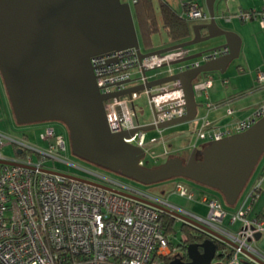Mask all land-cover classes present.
Instances as JSON below:
<instances>
[{
	"label": "built area",
	"instance_id": "obj_1",
	"mask_svg": "<svg viewBox=\"0 0 264 264\" xmlns=\"http://www.w3.org/2000/svg\"><path fill=\"white\" fill-rule=\"evenodd\" d=\"M136 1L131 0L133 3ZM184 3L187 6L184 11L186 17L201 21L210 19L203 4L195 0H184ZM231 14L226 15L228 20L235 15L246 21L257 20L264 27V10L241 9ZM228 52V47L218 48L197 58L170 64L172 60L188 55V50L181 48L141 59L137 49L130 47L95 55L91 62L99 88L102 92H111L137 85L147 79L196 67ZM162 68L165 69L161 70ZM153 70L155 72L149 74ZM144 71H147L146 75ZM128 79L132 81L125 82ZM257 79L264 82V71H257ZM213 82V74L204 80L202 90L206 95ZM225 82L228 80L225 79ZM142 93L148 96L156 113L153 120L156 124L183 116L187 111L179 81L145 88L143 91L133 92L131 96L109 98L105 101V106L112 132L141 125L136 100ZM228 112L234 113L235 110L230 107ZM263 116L264 101L249 115L230 125L214 126L209 117L205 116L196 136L205 142L222 139L249 129ZM40 137L44 141L43 145L0 129V158L17 162L0 163V264H165L167 257L182 249L180 244L172 242V235L167 234L166 223L161 216L163 212L157 207L101 186L43 169L83 176L174 208L208 225L236 243L234 246L222 242L226 247L217 250V260L214 259V262L262 264L256 258L264 262V214L254 211L263 191L264 173L235 211L225 209L217 195L192 187L184 181H177L173 193L206 205L208 215L203 216L98 170L88 167L81 168L80 172L62 170L58 168L56 161L73 166L69 158L67 132L49 123L40 132ZM125 139L145 148L146 158L153 156L154 153L147 146L145 131L139 129ZM8 143L22 149L18 154L23 155V158L4 156L2 148ZM32 152H36L38 157L35 158ZM146 158L141 160L142 164ZM228 215L230 225L239 222L236 229L224 226L223 222ZM258 233L261 234L259 238ZM222 253L225 255L218 258Z\"/></svg>",
	"mask_w": 264,
	"mask_h": 264
},
{
	"label": "water",
	"instance_id": "obj_2",
	"mask_svg": "<svg viewBox=\"0 0 264 264\" xmlns=\"http://www.w3.org/2000/svg\"><path fill=\"white\" fill-rule=\"evenodd\" d=\"M217 1L205 0L210 19L194 23L190 39L144 52L129 1L0 0V74L16 122L23 125L61 122L67 129L72 152L90 163L145 185L175 177L188 178L218 190L229 205H234L264 155V116L243 132L207 142L200 148L194 147L187 159L174 154L154 166L141 163L147 157L145 148L125 139L139 129H164L195 120L201 106L196 99L195 82L205 73L225 72L239 56L241 37L218 20ZM218 38L224 41L170 62L178 64L214 49L229 48L227 54L196 67L147 79L117 91L102 92L97 84L91 62L95 55L134 47L142 59ZM146 73L144 71V75ZM171 81H179L184 92L187 111L183 116L157 124L154 121L142 123L121 132L111 131L105 106L107 99L131 96L135 91ZM152 110L154 120L156 113L153 107ZM21 152L22 149H18V153ZM0 163L17 164L1 158ZM43 170L151 204L206 233L203 241L187 244L188 261L178 257L169 264H212L218 250L216 240L236 246L208 225L174 208L83 176ZM260 236L258 233L257 237Z\"/></svg>",
	"mask_w": 264,
	"mask_h": 264
},
{
	"label": "crops",
	"instance_id": "obj_3",
	"mask_svg": "<svg viewBox=\"0 0 264 264\" xmlns=\"http://www.w3.org/2000/svg\"><path fill=\"white\" fill-rule=\"evenodd\" d=\"M200 3L205 6V2L202 3L200 1ZM221 3L222 6H218V20L220 22L233 21V23L227 28L236 31L240 35L242 41L240 54L227 66L225 72L218 70L208 72L200 76L195 82L199 83L195 87V94L196 99L201 106L198 108L196 119L186 122L189 124L187 125V132L181 131V129H183L182 127L185 125L181 127L179 126L181 124H176L169 126L166 129H160L159 132L164 136L159 138L153 136L150 140H147L146 136L147 146L154 153L153 156L149 155V158H152L153 160H165L174 154L181 155V152H186V150H189L191 153L194 147L200 148L207 143L204 140L197 139L196 136V131L201 126L203 117H209L214 126L230 125L235 120L249 115L262 101H264V82H259L257 79V71H264V27H262L257 20L246 21L233 15L241 9L249 10L253 8L264 10V0H220L219 4ZM179 12L182 14L183 7ZM229 13H232L231 15H233L230 20L226 17ZM192 21L193 24L198 23L195 22V20ZM200 22L206 21L200 20ZM221 39L222 38L206 41L202 43L201 47L194 49V51L218 45L224 41ZM171 44L170 39L168 43L155 46V48H161ZM210 74H213L214 76V84L209 89V94L206 95L205 92H203L202 87L204 80ZM225 79H227L228 82H225ZM2 94L3 90L0 86L1 98ZM230 107L234 108V113L228 112ZM136 109L139 118L137 105ZM151 121H153V119ZM151 121L146 120L140 122L145 124ZM167 130L168 132L165 133ZM161 192L167 193L166 198L173 194V190L167 192V189L165 188H163ZM162 197H164V195ZM170 203L180 207L171 201ZM199 205L203 204L199 203ZM254 211L255 213L264 214L262 209Z\"/></svg>",
	"mask_w": 264,
	"mask_h": 264
},
{
	"label": "rangeland",
	"instance_id": "obj_4",
	"mask_svg": "<svg viewBox=\"0 0 264 264\" xmlns=\"http://www.w3.org/2000/svg\"><path fill=\"white\" fill-rule=\"evenodd\" d=\"M123 1H130L131 5H132L133 14H134V18H135L138 34H139V39H140V42H141V47H142L143 50H146L147 45L145 44L144 35H143L142 31H141L138 19L136 18V15H135V12H136L135 3L131 2V0H123ZM169 1L177 10H179V11L182 10L183 3H182L181 0H169ZM200 1L202 3L205 2V0H200ZM154 3H155L154 4L155 5L154 6L155 7V11L158 14L159 13V0H154ZM219 3H220V0H218L217 3H216L217 8H218V6L219 7L222 6V3L221 4H219ZM234 21H235V19H234ZM195 22H200V20H195ZM231 23H233V21L232 22L221 21V24L223 26H225V27L230 26ZM169 40H170V37L168 35V32L161 24H160V29L157 32L153 33L152 36H151V43H152V45L154 47L166 44V43L169 42ZM202 43H204V42H202ZM202 43H198V44L189 46V49L190 50L197 49L198 47L202 46ZM164 69L165 68H162L161 70H164ZM154 72H155V70L150 71L149 74H153ZM198 84L199 83H195V87ZM0 86L2 87L3 94H4V96L2 94V98L0 96L1 109H2V111H1L0 129L3 130L4 132L8 133V134L15 135V136H18V137H23L24 133L28 134L29 135V139H30L31 142L37 143L38 145H43L44 141L40 137V132L44 129V127L48 123L47 122H42V123H33V124H25V125L18 124L16 122L15 118H14L12 107H11V104H10V101H9V97H8V95L6 93L4 82H3V79L1 77V74H0ZM136 104L138 106V114H139L140 121L141 122H144L146 120L151 121L153 119V110H152V106H151V104L149 102L148 96L145 93H142L140 95V97L136 100ZM49 122H51L52 124H55V125H57L59 127L64 128V130L67 132L66 127L61 122H58V121H55V122L54 121H49ZM180 124L181 125H179V126H181V127L183 125H185V126L182 127L183 129H181V131L187 132L188 131V126L187 125H189V124H187L186 122H183V123H180ZM159 131H160V129H158V128L145 131V134L147 136V140H150V138L153 137V136H156V138L164 136ZM167 132H168V130L165 133H167ZM67 136H68V132H67ZM67 138H68V144H69V156H70L71 159L81 161V162H83L86 165L92 166V168H94V169H96L98 171L106 173V174H108V175H110L112 177L118 178L120 180L132 183V184L140 187L141 189H144V190H146L148 192H151V193H153L155 195H161V196L164 195V197H163L164 199H168L169 201L173 202L176 205H179L182 208H185V209H187V210H189L191 212L199 213V214H201L203 216H207L208 215V207L206 205H199V203H197V202H195L193 200H190V199H188L186 197H183V196H181L179 194H176V193H173L171 196L166 198L167 193H162L161 190L163 188H165V189H167V192L171 191V190H173L174 184L177 181H179V180L180 181H184L185 183H188V185H190L192 187H200L201 189H203L205 191L213 192L215 195H217L221 199L222 205H223V207L225 209H227L228 211H235L236 209H238L240 204L245 200L247 193L250 191V189L253 187V185L258 181V179L264 173V155H263L261 157L257 167L255 168L251 178L249 179L247 185L245 186L244 190L242 191L238 201L234 205H229L225 201L224 197L222 196V194L218 190L213 189V188H211L209 186L200 184V183L195 182V181H193L191 179H188V178L175 177V178H171V179H168V180H165V181H161L159 183H154V184H151V185H145V184H142V183H140V182H138V181H136L134 179L126 177V176H124L122 174H119L117 172H113V171L105 169V168H103L101 166H98V165H95L93 163H90V162L78 157L77 155H75L72 152V150L70 148L69 136ZM2 153H3L4 156H6L8 158H16V157L23 158V155H19L16 152V147L12 143L6 144L2 148ZM32 153H33V156L35 158L38 157V154L36 152H32ZM181 155L184 156V158H188L189 155H190V152H189V150H186V152L185 151L181 152ZM162 162H164V159L163 160H159V161L153 160L151 165H158V164H160ZM56 165H58V168L63 167V168L71 170V167H69V165H67L65 162L56 161ZM263 188H264V181H263ZM254 209L255 210L262 209L264 211V189L262 191V194L258 197V200H257V202L255 204V208ZM229 217L230 216L228 215L225 218V220L223 222L224 226H228V228L230 226L231 228L236 229L239 226V222L230 225ZM181 226H182V222H180V221H177L176 224L174 225V231L172 233H170L172 235L173 241H178L180 239V236L182 235V227ZM262 246L264 248V238L262 239ZM215 260H217V259H215Z\"/></svg>",
	"mask_w": 264,
	"mask_h": 264
},
{
	"label": "trees",
	"instance_id": "obj_5",
	"mask_svg": "<svg viewBox=\"0 0 264 264\" xmlns=\"http://www.w3.org/2000/svg\"><path fill=\"white\" fill-rule=\"evenodd\" d=\"M183 5L182 14L168 1V0H159V13L157 14L155 11V3L154 0H137L135 3V15L138 19L141 31L144 35L145 44L147 45L145 51H151L155 49V47L151 43V36L153 33L157 32L160 29V24L167 30L168 35L171 39V43H179L182 41H186L190 39L193 35V21L186 17L184 11L186 9V5L184 0H181ZM200 3L199 0H195ZM201 4V3H200ZM202 5V4H201ZM1 105V100H0ZM2 111V109H1ZM0 111V118H1ZM1 122V121H0ZM55 122V121H54ZM48 124L51 122H47ZM47 125V124H46ZM57 126V125H56ZM59 127V126H58ZM60 130H64V128L59 127ZM11 135V134H10ZM23 137L29 138L28 134H23ZM16 152L18 153V148H16ZM62 170H70L63 167H60ZM183 178V177H180ZM200 188V187H197ZM210 192V191H208ZM214 194L213 192H210ZM161 216L164 218L166 223V232L170 234L174 231V225L176 221L174 217L166 212L161 213ZM182 235L178 241H173L172 236L171 240L174 244H180L182 249L180 251L170 255L165 259V264H169L174 259L180 257L183 260H189L186 246L188 243L195 241H203L207 235L203 231L197 229L191 224L182 222ZM182 242V243H181ZM218 249L225 248V244L221 241L217 240ZM219 254V253H218ZM225 255L224 253L220 254L218 258ZM230 255V253L228 254ZM185 261V260H184ZM183 264V263H182ZM213 264H222L221 261H215Z\"/></svg>",
	"mask_w": 264,
	"mask_h": 264
},
{
	"label": "flooded vegetation",
	"instance_id": "obj_6",
	"mask_svg": "<svg viewBox=\"0 0 264 264\" xmlns=\"http://www.w3.org/2000/svg\"><path fill=\"white\" fill-rule=\"evenodd\" d=\"M141 43V42H140ZM141 49H142V47H141ZM155 49H158V48H155ZM181 49V48H180ZM182 49H187L188 50V54H190V53H193V52H195L194 50H190L189 49V47H185V48H182ZM143 50V49H142ZM154 50V49H153ZM144 52H148V51H145V50H143ZM152 51V50H151ZM143 91V90H142ZM135 92H137V91H135ZM128 96H130V95H128ZM182 156V155H181ZM183 158H184V156H182ZM69 158H70V156H69ZM184 159H187V158H184ZM70 160H71V163L73 164V166H69V167H71V170L72 171H79L80 172V169L81 168H83V167H88L89 169H94V168H92V166H90V165H86V164H84L83 162H81V161H78V160H73V159H71L70 158ZM153 162V159L152 158H146V161H144V165H148V166H154V165H151V163ZM94 170H96V169H94ZM158 196H160V197H162L161 195H158ZM171 215V214H170ZM173 216V215H172ZM174 217V219H175V221L177 222V221H180V222H184L181 218H178V217H175V216H173ZM186 223V222H185ZM189 224V223H188ZM217 241V240H216ZM219 241V240H218ZM185 261L187 260V259H184ZM183 261V260H182Z\"/></svg>",
	"mask_w": 264,
	"mask_h": 264
},
{
	"label": "clouds",
	"instance_id": "obj_7",
	"mask_svg": "<svg viewBox=\"0 0 264 264\" xmlns=\"http://www.w3.org/2000/svg\"><path fill=\"white\" fill-rule=\"evenodd\" d=\"M130 2V1H129ZM141 123V122H140ZM142 124V123H141Z\"/></svg>",
	"mask_w": 264,
	"mask_h": 264
}]
</instances>
